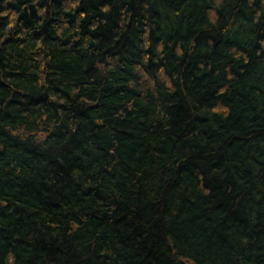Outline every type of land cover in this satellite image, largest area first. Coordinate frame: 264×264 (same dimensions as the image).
<instances>
[{
	"label": "trees",
	"instance_id": "trees-1",
	"mask_svg": "<svg viewBox=\"0 0 264 264\" xmlns=\"http://www.w3.org/2000/svg\"><path fill=\"white\" fill-rule=\"evenodd\" d=\"M0 264H264V0H0Z\"/></svg>",
	"mask_w": 264,
	"mask_h": 264
}]
</instances>
